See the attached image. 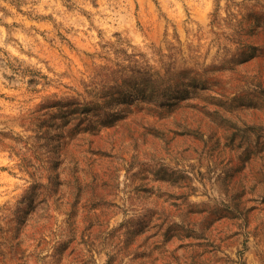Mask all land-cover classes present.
<instances>
[{"label": "rangeland", "instance_id": "374dc122", "mask_svg": "<svg viewBox=\"0 0 264 264\" xmlns=\"http://www.w3.org/2000/svg\"><path fill=\"white\" fill-rule=\"evenodd\" d=\"M0 264H264V0H0Z\"/></svg>", "mask_w": 264, "mask_h": 264}, {"label": "trees", "instance_id": "16d2710c", "mask_svg": "<svg viewBox=\"0 0 264 264\" xmlns=\"http://www.w3.org/2000/svg\"><path fill=\"white\" fill-rule=\"evenodd\" d=\"M157 82V81H156ZM168 82V81H167ZM161 84H150V94H154L155 95V99L152 100V102L154 101V109L158 110L160 108L165 107L166 103H165V92L167 90V84H162V82H160ZM117 88H122V86H126L128 84H116ZM145 84H137V87L140 88L141 91H144L147 89V86H144ZM167 85V86H166ZM105 90V89H104Z\"/></svg>", "mask_w": 264, "mask_h": 264}]
</instances>
